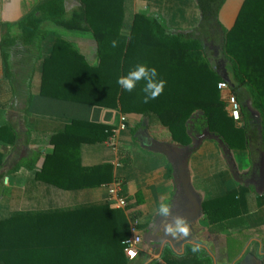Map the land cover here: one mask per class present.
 I'll return each instance as SVG.
<instances>
[{"label":"trees","instance_id":"trees-1","mask_svg":"<svg viewBox=\"0 0 264 264\" xmlns=\"http://www.w3.org/2000/svg\"><path fill=\"white\" fill-rule=\"evenodd\" d=\"M63 1H46L18 24L20 44L34 47L23 55L33 62L29 70L9 68L8 50H14L16 39L7 35L1 39L4 76L12 91H25L27 107L33 64L40 58L38 46L45 36L41 26L54 21L66 29L89 32L96 46V62L89 64L71 43L57 38L43 62L40 96L153 117L171 140L182 146L190 145V136L208 131L226 147L243 150L252 134L240 93L245 91L264 126V0H244L229 30L218 20L225 0H195L200 19L193 30L173 33L157 17L136 14L127 34L121 32L124 0H75L78 4L68 21L63 19ZM213 42L218 44L217 55L225 60L229 83L219 65L212 62L208 44ZM138 64L155 68L156 79L166 82L162 95L147 104L142 102L144 81L131 93L117 85V78ZM219 82L227 83L235 95L242 126L229 117L217 89ZM111 134V126L72 120L64 132L49 138L52 150L43 157L36 180L61 189L93 188L110 181L112 167H82L78 147L103 142ZM15 140L13 128L0 127V144L12 145ZM21 166L29 165L17 163L12 171ZM65 173L72 178L61 181L60 175ZM218 202L220 199L202 203L212 222L223 217L218 216L222 208ZM128 235L123 212L108 206L14 215L0 220V264H127L122 241ZM192 247L186 246L181 258L169 256L165 249L162 260L165 264H209L208 258L193 253Z\"/></svg>","mask_w":264,"mask_h":264},{"label":"crops","instance_id":"crops-1","mask_svg":"<svg viewBox=\"0 0 264 264\" xmlns=\"http://www.w3.org/2000/svg\"><path fill=\"white\" fill-rule=\"evenodd\" d=\"M46 1L49 0H0V127L13 128L16 134L12 145L0 144V192L5 193L0 206L10 211L0 220L14 215L56 214L108 206L123 212L128 229L130 215L138 220L142 242L137 257L127 259V264H165L161 257L165 249L169 250V256L181 258L186 246L194 245H199V257H207L209 264H264V126L249 97L242 100L249 115L247 126L252 133L245 149H230L222 142L218 144L213 137H204L200 145L180 144L190 152L187 160L189 187L199 207L197 212L189 211L184 200L176 198L173 166L163 154L142 145L150 139L169 146L178 144L153 117L122 114L117 109L40 96L43 62L50 56L57 38L71 43L89 64H94L96 46L89 32L66 29L54 21H45L41 26L45 36L38 46L40 58L33 64L29 106L25 91L16 94L12 91L4 76L1 39L5 35L11 40L16 39L14 50H8L9 68L16 72L29 70L33 62L23 55L27 48L34 47L20 44L18 24ZM243 1H224L218 12V20L224 29H231ZM77 4L75 0L63 1L65 21L69 20ZM123 8V34L128 33L136 14L157 17L173 33L193 30L200 19L195 0H124ZM221 75L229 83L225 70ZM225 94L220 93L222 98ZM121 115L127 118L124 130L118 129ZM72 120L112 127L114 147L107 139L78 147L82 167H112L110 181L93 188L61 189L36 180L43 157L52 150L49 138L64 132ZM243 124L240 117L238 125ZM26 162L29 166L12 171L17 163ZM60 177L61 181L68 180L72 175L65 173ZM116 181L121 183L117 196L125 199V209L114 207L116 195L109 196L108 189ZM215 199L221 201L217 204L222 206L218 216L223 217L212 222L203 212L202 203ZM160 203L170 205L172 214L188 221L189 237L173 238L169 234L164 237L165 222L162 218L158 221L156 214ZM146 233L148 239L144 241Z\"/></svg>","mask_w":264,"mask_h":264},{"label":"clouds","instance_id":"clouds-1","mask_svg":"<svg viewBox=\"0 0 264 264\" xmlns=\"http://www.w3.org/2000/svg\"><path fill=\"white\" fill-rule=\"evenodd\" d=\"M116 46V41L112 42ZM158 73L155 68H149L146 65L138 64L127 75L117 78V85L124 91L131 93L140 81H144L142 92L144 93L142 102L147 104L162 95L166 82L157 80ZM156 214L162 217L165 222L167 234L173 238H187L190 236V227L188 221L182 216H172L171 206L160 203L156 209ZM171 217V219H169ZM192 252L200 251L199 245L192 247Z\"/></svg>","mask_w":264,"mask_h":264},{"label":"water","instance_id":"water-1","mask_svg":"<svg viewBox=\"0 0 264 264\" xmlns=\"http://www.w3.org/2000/svg\"><path fill=\"white\" fill-rule=\"evenodd\" d=\"M204 137H213L218 141V144H221V141L217 139L216 136H212L208 133V131H203L198 136H190L191 143L194 146L200 145L202 139ZM145 148L161 153L165 156L166 160L173 166L172 171V178L177 188L176 198L177 200H184V203H186L187 208H189V211L196 210L198 211V203L196 202L195 198L192 195V192L189 187V176L187 173V160L190 156V152L188 151L187 147H182L180 144H174L173 146L165 145L158 143L153 140H148L142 142ZM264 189V186H263ZM262 189V190H263ZM172 216H176L172 214ZM162 217H159L158 221ZM171 218V217H170ZM163 235L165 238H167V232L165 230V226L163 229ZM144 241L148 239V235L143 237Z\"/></svg>","mask_w":264,"mask_h":264},{"label":"built area","instance_id":"built-area-1","mask_svg":"<svg viewBox=\"0 0 264 264\" xmlns=\"http://www.w3.org/2000/svg\"><path fill=\"white\" fill-rule=\"evenodd\" d=\"M217 89L220 93L225 92V97L221 99L226 104V110L230 118L234 121H240V106L234 94L230 92L229 86L225 82H219L217 84ZM127 127V118L124 115H121L118 129L124 130ZM108 140V144L114 147V136H110ZM121 191V183L116 181L109 189V196H115L114 199V207L116 208H126L127 204L125 199L117 196V194ZM138 220L133 215L129 217V235L128 237L122 241L123 252L128 260H133L137 257L138 246L142 242V237L138 228Z\"/></svg>","mask_w":264,"mask_h":264},{"label":"rangeland","instance_id":"rangeland-1","mask_svg":"<svg viewBox=\"0 0 264 264\" xmlns=\"http://www.w3.org/2000/svg\"><path fill=\"white\" fill-rule=\"evenodd\" d=\"M217 46H218L217 42H213L212 44L209 43L208 44V49H209V52H210V54L212 56L211 57L212 58V62L215 63L216 65L218 64L219 68H220V71L222 72L224 70L225 60H223V58L219 54L217 55V53L219 51ZM21 90L22 89H19V91H21ZM244 90H246V89L244 88ZM14 91H15V93L17 92L15 90V88H14ZM240 93H241L242 100L246 101V99H248V97H247L245 91H241ZM245 104H246V102H245ZM4 194L5 193L0 192V204H2V198H3L2 195H4ZM8 209L0 206V218L5 217L6 216L5 213L10 212Z\"/></svg>","mask_w":264,"mask_h":264}]
</instances>
